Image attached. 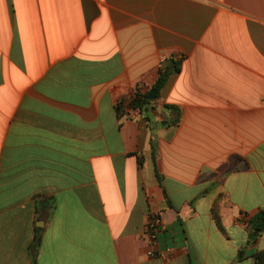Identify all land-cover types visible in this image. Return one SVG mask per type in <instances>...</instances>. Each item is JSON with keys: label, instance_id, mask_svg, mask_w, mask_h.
Here are the masks:
<instances>
[{"label": "crops", "instance_id": "0c3cea01", "mask_svg": "<svg viewBox=\"0 0 264 264\" xmlns=\"http://www.w3.org/2000/svg\"><path fill=\"white\" fill-rule=\"evenodd\" d=\"M261 212L264 0H0V264H259Z\"/></svg>", "mask_w": 264, "mask_h": 264}, {"label": "trees", "instance_id": "16d2710c", "mask_svg": "<svg viewBox=\"0 0 264 264\" xmlns=\"http://www.w3.org/2000/svg\"><path fill=\"white\" fill-rule=\"evenodd\" d=\"M175 71H179V64L176 62L165 65V67L160 70L159 77L153 87V90L156 91L157 98L160 97L161 91L163 90V88L169 81L171 75ZM148 95V93H143V91L138 88L135 92V97L134 100L131 102L130 107L135 110H139L140 112L149 111L152 101L148 100ZM165 108L175 114L174 122L175 124H178L181 119V112L175 107L166 106ZM116 111L120 117L127 115L126 111L123 109L122 102H119L117 104ZM213 211L218 227L220 229H223L221 219L219 218L217 213V207H214ZM250 226L255 236H261L264 232V212H261L256 217L252 218L250 221ZM39 242L40 238L36 240V247L39 245ZM242 257V252H240L239 258L242 259ZM257 259L259 260V264H264V257L262 255L258 254Z\"/></svg>", "mask_w": 264, "mask_h": 264}, {"label": "built area", "instance_id": "2783aa9c", "mask_svg": "<svg viewBox=\"0 0 264 264\" xmlns=\"http://www.w3.org/2000/svg\"><path fill=\"white\" fill-rule=\"evenodd\" d=\"M166 62H168V59L166 57H163L161 60V64H164ZM137 89L130 91L120 100V102H122L123 104V109L127 114H134L139 112L138 110L130 107L131 102L134 100L135 92ZM165 227L166 224L160 215L151 216L146 224V235L152 246L159 244L158 237L160 233L165 230ZM148 256L151 258L163 257L168 260L172 257V249L167 248L162 254L152 250L148 252Z\"/></svg>", "mask_w": 264, "mask_h": 264}, {"label": "water", "instance_id": "95a60500", "mask_svg": "<svg viewBox=\"0 0 264 264\" xmlns=\"http://www.w3.org/2000/svg\"><path fill=\"white\" fill-rule=\"evenodd\" d=\"M156 99H157L156 91L153 90V91H151L150 94L148 95V100H150V101H154V100H156ZM254 238H255V236L252 237V239H254Z\"/></svg>", "mask_w": 264, "mask_h": 264}, {"label": "rangeland", "instance_id": "374dc122", "mask_svg": "<svg viewBox=\"0 0 264 264\" xmlns=\"http://www.w3.org/2000/svg\"><path fill=\"white\" fill-rule=\"evenodd\" d=\"M167 63V62H166ZM166 63L163 64V67H165ZM162 67V68H163ZM139 111V110H138ZM175 117V115H173ZM173 120H170V122H172Z\"/></svg>", "mask_w": 264, "mask_h": 264}]
</instances>
